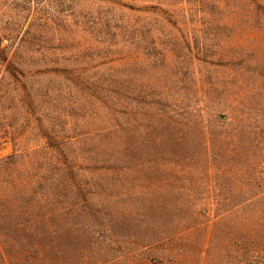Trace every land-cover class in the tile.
Wrapping results in <instances>:
<instances>
[{
  "label": "rangeland",
  "instance_id": "374dc122",
  "mask_svg": "<svg viewBox=\"0 0 264 264\" xmlns=\"http://www.w3.org/2000/svg\"><path fill=\"white\" fill-rule=\"evenodd\" d=\"M0 49V264H264V0H0Z\"/></svg>",
  "mask_w": 264,
  "mask_h": 264
},
{
  "label": "trees",
  "instance_id": "16d2710c",
  "mask_svg": "<svg viewBox=\"0 0 264 264\" xmlns=\"http://www.w3.org/2000/svg\"><path fill=\"white\" fill-rule=\"evenodd\" d=\"M217 2H223L227 0H215ZM252 2H257L258 0H251ZM160 14H166V10H162L160 12ZM0 62L2 63H6L7 66L5 67V73H6V77H10L13 81H19V76L23 73H21V71H18V69H16L15 67H13L12 65H10V63L7 61V57L5 56L4 52L0 49ZM47 136L46 138L50 141H52V145L54 148H56L59 158L62 159V163H66V160L68 159V157L65 155L64 151L62 149H60V142L59 141H53L49 135H45ZM50 144V143H49ZM50 145V146H52ZM239 173V170L237 168L234 169V175H237ZM248 201H243L242 202V206L245 207L247 205H249ZM244 204V205H243Z\"/></svg>",
  "mask_w": 264,
  "mask_h": 264
}]
</instances>
